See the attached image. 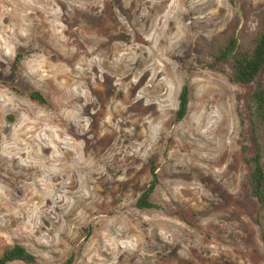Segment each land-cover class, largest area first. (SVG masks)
Wrapping results in <instances>:
<instances>
[{
    "label": "rangeland",
    "instance_id": "obj_1",
    "mask_svg": "<svg viewBox=\"0 0 264 264\" xmlns=\"http://www.w3.org/2000/svg\"><path fill=\"white\" fill-rule=\"evenodd\" d=\"M262 9L0 0V254L18 243L36 264H264L263 213L240 150L254 151L256 82L230 81V61L207 67L201 47L231 21L245 40ZM185 83L188 111L174 122ZM152 166L156 207L139 209Z\"/></svg>",
    "mask_w": 264,
    "mask_h": 264
},
{
    "label": "trees",
    "instance_id": "obj_2",
    "mask_svg": "<svg viewBox=\"0 0 264 264\" xmlns=\"http://www.w3.org/2000/svg\"><path fill=\"white\" fill-rule=\"evenodd\" d=\"M120 6L116 4V7ZM240 17L247 14L246 9L238 4ZM255 18V28L250 32L245 40H242L237 33L234 22H230L227 32H231L216 37L210 42L201 44L202 51L206 56L204 64L212 69L227 61L232 64V73L229 80L235 83L248 84L256 82L249 96V128L247 137L252 141L253 153L248 152L245 143L241 144V157L247 168V187L250 196L256 201L264 219V9L253 14ZM245 17V16H244ZM21 54L16 55L13 60V69L17 68V63ZM31 99L39 103H46V100L39 91L28 93ZM189 103V88L185 83L182 85L178 95V105L173 121H181L187 111ZM242 125V124H241ZM246 139L244 135L243 142ZM158 184L155 166L151 167V179L136 200V207L139 209L155 208L156 204L151 202L150 197ZM87 231L86 237L89 235ZM264 239V236H263ZM72 256L63 264H71ZM19 261L24 264H36L37 257L28 251L23 245L15 243L5 246L0 254V264H9Z\"/></svg>",
    "mask_w": 264,
    "mask_h": 264
},
{
    "label": "bare ground",
    "instance_id": "obj_3",
    "mask_svg": "<svg viewBox=\"0 0 264 264\" xmlns=\"http://www.w3.org/2000/svg\"><path fill=\"white\" fill-rule=\"evenodd\" d=\"M99 1H100V0H99ZM101 1H102V0H101ZM193 2H194V1H193ZM197 2L199 3V1H197ZM196 4H197V3H196ZM98 6H99V5H98ZM98 6H97V7H98ZM110 6H111V5H110ZM104 7H105V6H104ZM90 12H91V11H90ZM91 13H92V12H91ZM98 20H99V19H98ZM68 60L70 61L71 59L68 58ZM121 74H122V73H121ZM160 95H161V94H160ZM75 135H76V133H75ZM1 141H2V140H1ZM2 146H3V145H2ZM2 146H0V147H2ZM3 147H4V146H3ZM2 149H3V148H2ZM0 153H1V152H0ZM3 155H4V154H3ZM2 157H3V156H1L0 158L3 159ZM2 161H5V159L2 160ZM73 166H74V165H73ZM87 181H88V180H87ZM87 189H88V188H87ZM91 189H92V188H91ZM92 190H93V189H92ZM86 192H87V191H86ZM93 194H94V193H93ZM90 195H91V193H90ZM6 196H7V195H6ZM86 197H87V196H86ZM4 199H5V198H4ZM9 199H10V198H9Z\"/></svg>",
    "mask_w": 264,
    "mask_h": 264
}]
</instances>
